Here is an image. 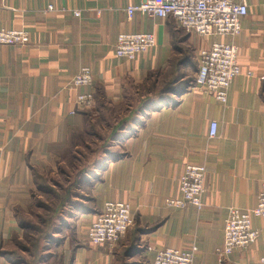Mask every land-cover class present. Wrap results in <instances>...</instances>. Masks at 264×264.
Listing matches in <instances>:
<instances>
[{
    "label": "crops",
    "instance_id": "0c3cea01",
    "mask_svg": "<svg viewBox=\"0 0 264 264\" xmlns=\"http://www.w3.org/2000/svg\"><path fill=\"white\" fill-rule=\"evenodd\" d=\"M140 1L0 0V27L29 33L25 45H0V264L14 263L5 251L19 230L15 211L35 199V172L63 174L66 158H76L94 135L86 110L75 103L86 92L103 120L106 156L87 167L83 184L91 185L97 204L128 201L133 215L118 247L88 250V264H118L120 252L123 264H152L159 250L192 243L194 264L264 257V221L256 217L259 235L248 248L225 259L216 253L227 208H253L264 181V0H246L248 14L233 39L240 74L224 105L200 87L185 86V56L174 60L183 46H192L198 59L214 38L189 34L171 17L135 12L128 18L125 8ZM48 5L53 10L45 12ZM137 32L154 33L156 45L132 61L116 57L117 35ZM83 66L92 83L71 87ZM168 75L174 87L161 90ZM210 121L217 122L213 138ZM187 163L206 167L200 210L165 204L181 196L178 177ZM75 258L79 264L77 252Z\"/></svg>",
    "mask_w": 264,
    "mask_h": 264
},
{
    "label": "built area",
    "instance_id": "2783aa9c",
    "mask_svg": "<svg viewBox=\"0 0 264 264\" xmlns=\"http://www.w3.org/2000/svg\"><path fill=\"white\" fill-rule=\"evenodd\" d=\"M50 10H53L52 5H48L44 11ZM125 11L128 18L135 12L150 17H171L189 34L213 37L209 47L200 49L198 53L194 85L211 94L221 104H226L228 91L240 74L238 49L233 39L240 34L241 21L248 14L246 0H141L138 4L127 6ZM71 12L76 17L80 16L78 9ZM28 42L29 33L26 30L0 27V45H25ZM155 45L156 38L152 32L119 33L114 53L118 58L132 61ZM91 83L92 72L87 66L81 67L70 79L71 86L75 88ZM75 103L83 109L93 107V93L77 94ZM216 135L217 122L210 121L208 136L213 138ZM205 175L204 164H185L178 177L181 196L165 198L166 206H193L200 210L203 206ZM254 217L264 221V181L260 184L257 203L253 208H227L222 245L216 249L220 259H225L236 250L248 248L258 238L259 230L252 224ZM132 222V209L128 201H104L87 231L88 242L94 246L112 247L125 235ZM196 252L194 243L181 249L166 247L156 253L152 264H194ZM247 264H264V257Z\"/></svg>",
    "mask_w": 264,
    "mask_h": 264
},
{
    "label": "rangeland",
    "instance_id": "374dc122",
    "mask_svg": "<svg viewBox=\"0 0 264 264\" xmlns=\"http://www.w3.org/2000/svg\"><path fill=\"white\" fill-rule=\"evenodd\" d=\"M182 49V53L174 60L177 61L185 56L187 63L184 69V75L187 76L185 86L193 87L198 64L196 54L192 46L189 48L183 46ZM69 85L71 86L70 80ZM172 85L171 76L168 75L167 83L160 84L162 87L160 89L170 91L174 87ZM148 89L151 90V87ZM164 97L170 99L169 94ZM85 110L94 132L93 136H87L90 139L88 144L78 147L79 153L74 154L76 158L73 159L72 156L66 158L62 166L63 174L48 178L36 171L35 199H32L27 210L15 211L19 230L13 236L11 246L7 248L9 250L5 251L13 259V264H73L76 252L78 263L88 264L87 251L95 250L97 253L101 248L91 245L87 239V231L101 205L91 198V185L83 184L87 181V175H83L87 167L91 164L97 165L98 159L106 156L102 132L103 120L101 114H94L96 112L94 107ZM76 169L82 171L75 172ZM97 180L98 177L89 176V181L97 182ZM60 200L63 202L62 208L53 213ZM117 245L118 243L112 247H118ZM81 247L86 248L83 251L84 256L80 254ZM123 263L124 259L120 252L118 264Z\"/></svg>",
    "mask_w": 264,
    "mask_h": 264
},
{
    "label": "trees",
    "instance_id": "16d2710c",
    "mask_svg": "<svg viewBox=\"0 0 264 264\" xmlns=\"http://www.w3.org/2000/svg\"><path fill=\"white\" fill-rule=\"evenodd\" d=\"M195 71H196V70H195ZM193 81H194V80H193ZM59 203H63L62 200H60ZM59 205H61V204H58L57 207H55L53 213H55V212L58 211Z\"/></svg>",
    "mask_w": 264,
    "mask_h": 264
}]
</instances>
